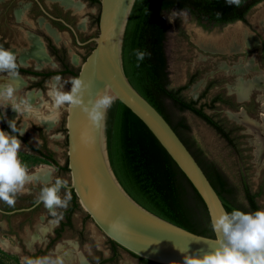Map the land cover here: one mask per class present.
Returning <instances> with one entry per match:
<instances>
[{
    "label": "rangeland",
    "instance_id": "1",
    "mask_svg": "<svg viewBox=\"0 0 264 264\" xmlns=\"http://www.w3.org/2000/svg\"><path fill=\"white\" fill-rule=\"evenodd\" d=\"M16 1L19 3L18 6H8L3 9L4 11L0 13V22L4 23L2 32L12 35L10 49H16V43L20 41L21 45L18 46L21 48L20 51H31L26 55H22L23 52L19 53L22 55L21 63H29L26 58L29 56L37 66L31 63L28 65L30 68L61 69L59 62L46 47V34H48L54 44L59 47L64 46L65 63L74 71H78L94 42L85 45L76 44L72 33L64 26L58 29L59 36L52 32L53 37L44 29L48 27L49 22L37 11L36 5L34 9L30 7L29 0ZM40 1L52 14L66 17L76 29L80 41H86L98 34L99 2L77 0L81 8L75 9L59 0ZM259 12H264V0L248 11L246 21L238 20L223 25L199 22L186 11L166 12L164 17L168 26L164 52L168 88L176 89L192 80L181 90V96L186 100L198 99V105L205 104L204 111L219 121L229 132L234 147L190 111L170 113L171 123L175 126L177 119L182 118L189 125L188 132L177 127L178 132L191 150L197 152L200 148L203 156L212 160L222 170L236 189L234 198L236 203L247 204L242 191L244 177L252 192L260 191L256 201L260 207H264V17H257ZM12 14L16 16L18 22H11L9 18ZM32 14L37 17L36 22L30 20ZM11 23L17 26L11 29ZM235 28L240 32L238 41L228 36ZM41 29L46 33L45 35L40 33ZM216 37L223 38L224 43L213 44L212 39ZM42 48L46 50L48 57ZM60 76L65 81L74 78L70 74ZM53 77L38 86L36 83L38 78L21 74L23 86L16 93L17 99L31 98V103L40 116L52 115L53 113L45 105L50 102L47 93ZM6 79L4 74H0V83H4ZM245 83L250 84L247 97L240 99L239 86ZM68 87L70 85H66V89ZM216 96L221 97L224 102L216 101L213 107L209 108L211 99ZM0 111L2 114L4 111V122L7 125L10 117L12 119L16 117L11 106L0 108ZM58 113L54 124L36 120L35 122L41 123L37 125L33 123V119L19 118L17 127L27 128L31 124L23 135L28 144L39 147L44 143L43 150L49 149L62 166L67 159L66 111L61 108ZM19 157L31 173L36 174L38 166L47 164L50 168L45 165V170L47 169L48 172L50 169L55 170L53 178L61 177L70 183L69 171L59 170L29 149L22 140ZM36 175L38 176V172ZM261 183L263 186L260 190ZM42 186L39 181L26 185L25 191L17 195L13 206L0 201V208L9 211L30 206L32 201L37 200ZM65 191L71 195L70 190L66 188L61 190L62 197ZM70 204L69 202L68 206ZM64 209H56L57 214L53 216L40 203L29 211L12 214L0 212V250L5 253L0 254V264H18V262L25 264L29 259L28 253L45 248L50 237L54 235L53 230L59 226V220H64L62 215ZM71 221L72 228L65 227L60 239L48 250V255L40 258L49 257L59 264H98L101 259L111 256L108 238L79 204L71 214ZM104 264L144 263L119 248L117 257Z\"/></svg>",
    "mask_w": 264,
    "mask_h": 264
},
{
    "label": "trees",
    "instance_id": "2",
    "mask_svg": "<svg viewBox=\"0 0 264 264\" xmlns=\"http://www.w3.org/2000/svg\"><path fill=\"white\" fill-rule=\"evenodd\" d=\"M88 1L99 2V0ZM260 1L241 0L239 6H229L225 0H136L129 16L122 46L123 69L129 82L172 126L203 169L227 211H231L233 207H239L245 211L260 207L256 201L260 191L252 192L243 177L242 191L247 204L236 203L234 199L236 189L222 170L212 160L204 157L200 148L197 152L191 150L178 132L177 127L188 132L189 125L182 118L177 119L175 126L171 123L170 113L190 111L234 147L229 132L219 121L204 111L205 104L198 105V99L186 100L181 96V90L186 88L192 80L176 89L168 88L164 52L168 25L164 13L171 10L186 11L199 22L223 25L238 20L246 21L248 11ZM135 49H146L151 53V56L146 57L139 67L134 55ZM49 50L60 61L61 69L36 71L19 66L18 72L39 76L41 79L36 82L38 86L52 76L65 74L77 76L78 71H74L64 62V53L61 54L52 44H49ZM216 101L224 102L221 97L216 96L211 99L208 107H213ZM3 129H7L4 124ZM105 132L112 169L122 187L136 202L154 214L189 231L213 236L206 206L197 191L146 125L119 101H116L107 112ZM19 139L59 170L68 171L67 159L61 166L53 154L46 156L40 149L29 145L25 137L21 136ZM262 186L263 183L260 185V190ZM70 192L71 204L62 212L64 220H59V226L53 230L54 235L50 237L45 248L28 253V260L48 255V250L60 239L64 228H72L71 214L78 206V202L73 191L70 190ZM108 241L111 246V256L101 259L98 264H104L116 258L119 248L126 251L115 242L109 239ZM128 253L141 263L158 264ZM0 254L5 253L0 250Z\"/></svg>",
    "mask_w": 264,
    "mask_h": 264
},
{
    "label": "water",
    "instance_id": "3",
    "mask_svg": "<svg viewBox=\"0 0 264 264\" xmlns=\"http://www.w3.org/2000/svg\"><path fill=\"white\" fill-rule=\"evenodd\" d=\"M41 11L61 22L78 45L94 42L79 66L77 76L89 85L83 100L91 106L103 91L114 94L150 130L203 200L209 221L227 211L201 166L163 115L129 82L123 69L122 46L136 0H99L98 34L80 41L76 29L62 17ZM66 157L70 174L67 189L97 228L126 251L158 264H183L180 249L189 253L207 250L215 236L194 233L149 211L136 202L118 181L108 155L106 119L93 123L81 106H64ZM40 203L3 210L2 214L29 211Z\"/></svg>",
    "mask_w": 264,
    "mask_h": 264
},
{
    "label": "clouds",
    "instance_id": "4",
    "mask_svg": "<svg viewBox=\"0 0 264 264\" xmlns=\"http://www.w3.org/2000/svg\"><path fill=\"white\" fill-rule=\"evenodd\" d=\"M229 6H239L241 0H225ZM171 21V20H169ZM137 67L151 53L146 49L134 50ZM17 53L12 49L0 46V74L7 79L0 83V108L11 106L17 114L15 118L7 121L10 131L0 128V201L13 206L18 194L25 191V186L39 181L43 186L37 197V202L55 216L56 209L66 208L71 195L65 191L63 197L61 190L66 189L67 181L61 177L53 178L54 169H50L44 178L29 171L21 161L19 152L21 140L27 128H18L19 118L43 121L54 124L58 117V110L64 106H81L93 123L103 121L108 110L116 102L117 97L106 91L99 92L91 106L84 103V90L89 87L79 77L62 80L60 75L53 77L49 84V104L45 105L52 115L40 116L31 98L17 99L16 93L23 86L18 72ZM66 85H70L66 89ZM5 113L3 111L4 119ZM32 123V124H33ZM211 230L215 236V244L207 250L189 253L180 249L183 254V264H264V207L252 211H245L233 207L231 211H222L211 221ZM25 264H59L49 257L27 260Z\"/></svg>",
    "mask_w": 264,
    "mask_h": 264
},
{
    "label": "flooded vegetation",
    "instance_id": "5",
    "mask_svg": "<svg viewBox=\"0 0 264 264\" xmlns=\"http://www.w3.org/2000/svg\"><path fill=\"white\" fill-rule=\"evenodd\" d=\"M30 1V7H33L34 9L36 8L37 9V11L38 12H40L43 16H44V18H46L47 20H48V22H49V25H51L52 27H54V28H56L57 30L58 29H61L60 27L61 26H64L61 22H59V21H55V20H53V19H51V18H49L47 15H45L42 11H41V9H40V7H39V5L37 4V2L35 1V0H29ZM40 1V0H39ZM41 2V1H40ZM2 3H3V5H2ZM42 3V2H41ZM18 2L16 1V0H0V13H2L4 10V8L5 7H10V6H13V7H15V6H18ZM34 5H36V7L34 6ZM43 5V4H42ZM44 6V5H43ZM13 7H11V8H13ZM44 8H45V6H44ZM46 10H47V8H45ZM49 13H51L49 10H47ZM38 12L36 13V14H38ZM39 13V14H40ZM52 14V13H51ZM23 15H25V14H23ZM52 15H54V16H57L58 14H56V13H54V14H52ZM31 16V18H30V20H32L33 22H36L37 21V17H34V15L32 14V15H30ZM61 16H62V14H61ZM26 17V16H25ZM27 17V18H28ZM66 22H68V19L66 18V17H62ZM10 20H11V22L12 23H14V22H18V20H17V18H16V16L14 15V14H12L11 16H10V18H9ZM28 20V19H27ZM11 23V26L12 27H10L11 29L12 28H14V27H16L17 25H14V24H12ZM69 23V22H68ZM70 24V23H69ZM4 28V23L3 22H0V46H3V47H6V48H10L11 47V45H12V43H11V41H12V35H9L8 33H4V32H2V29ZM43 28V27H42ZM64 28H66L68 31H70L67 27H65L64 26ZM36 30H38V29H36ZM42 32V34H46L42 29L40 30V33ZM71 32V31H70ZM72 33V32H71ZM73 35V34H72ZM46 36H47V39H46V47H47V49H48V51L50 52V54H52L51 53V51L49 50V44H52V45H54L57 49H59V52L62 54V53H64V57H65V54H66V51H65V48H64V46H57L56 44H54V42H52L51 41V39L52 38H50L51 36H48V34H46ZM73 37H74V35H73ZM15 40V39H14ZM80 40V39H79ZM74 41H75V38H74ZM17 42V41H16ZM20 41H18L16 44H17V46H16V49H12L15 53H17V62H18V65L20 66V67H23V68H27V69H31V70H36V71H49V70H51V69H49V70H44V69H41V70H37V69H35V68H30V67H28V65H26V66H24V65H21L20 64V62H19V59H20V57H21V55H19V53L21 52H23V54L24 55H26V54H29V53H31V51H20L21 50V48L20 47H18V46H20L21 45V42L19 43ZM75 43H76V41H75ZM77 44V43H76ZM33 47V46H32ZM20 48V49H19ZM53 55V54H52ZM54 57H55V55H53ZM56 58V57H55ZM57 60V59H56ZM58 61V60H57ZM59 62V64H60V66H61V63H60V61H58ZM64 62H65V60H64ZM30 65V64H29ZM56 70H58V69H56ZM20 75H21V73H19ZM22 75H28V76H33V75H30V74H22ZM33 77H35V78H38L39 80L41 79L39 76H33ZM39 80H37L36 82H38ZM46 81V80H45ZM42 84V83H41ZM0 118H3V114L1 113V111H0ZM3 124L7 127V129H4L5 131H10V128H9V126L4 122V119H0V128H2L3 129ZM22 137H25V136H22ZM23 142V141H22ZM28 143V142H27ZM43 146H44V143H43V145H41V146H39V147H36V148H38V149H40L41 150V152L44 154V155H51V153H50V151H49V149H46V151H44L43 149ZM33 147H35V146H33ZM46 148V147H45ZM38 154V153H37ZM39 155V154H38ZM39 156H41V155H39ZM42 157V156H41ZM42 158H44V157H42ZM45 159V158H44ZM47 160V159H46ZM32 205V204H31Z\"/></svg>",
    "mask_w": 264,
    "mask_h": 264
},
{
    "label": "bare ground",
    "instance_id": "6",
    "mask_svg": "<svg viewBox=\"0 0 264 264\" xmlns=\"http://www.w3.org/2000/svg\"><path fill=\"white\" fill-rule=\"evenodd\" d=\"M61 3L65 4L66 6H71L72 8L75 9H80L81 7H79V3L77 0H59ZM257 17H264V12H259L258 15H256ZM201 35V34H200ZM224 36V34H223ZM228 36H230L233 40H239L240 39V32L238 28L233 29L232 31L229 32ZM210 38V37H209ZM213 44H219L221 45V43H224V39L223 38H214L212 39ZM208 47V46H207ZM253 85V84H252ZM250 84L245 83L241 86H239V91H238V97L240 99L242 98H246L247 97V93H248V88H249ZM252 87V86H251ZM234 116V115H233ZM10 119H12L10 117ZM9 119V120H10ZM257 130V129H256ZM264 130V129H263ZM262 131V130H261ZM263 132V131H262ZM258 144V143H257ZM259 146V145H258ZM258 148V147H257ZM263 160V159H262ZM261 162V161H260ZM45 165H42L40 167L37 168V172H38V176L40 177H46L48 175V171L47 169L45 170L46 167H44Z\"/></svg>",
    "mask_w": 264,
    "mask_h": 264
},
{
    "label": "crops",
    "instance_id": "7",
    "mask_svg": "<svg viewBox=\"0 0 264 264\" xmlns=\"http://www.w3.org/2000/svg\"><path fill=\"white\" fill-rule=\"evenodd\" d=\"M44 29H45L48 33H50V34H52V32L55 33V34H57V33L59 32L56 28L52 27V26L49 25V24H48V27L46 26ZM57 35H58V34H57ZM52 36H53V34H52ZM58 36H59V35H58ZM53 37H54V36H53ZM42 50L44 51L43 48H42ZM45 51H46V50H45ZM45 51H44V52H45ZM33 52H34V51H33ZM45 53H46V55H47V57H48L47 52H45ZM22 55H24V54H22ZM22 55H21V56H22ZM26 58H28V62H29V63H27V64H22L21 61H20V59H21V57H20L19 62H20L21 65L26 66V65H29V64H31V63L35 65V61H34V60H31V58H29V56L26 57ZM35 66H36V65H35ZM36 67H37V66H36ZM39 67H41V66H39ZM39 67H38V68H39ZM19 76H20V74H19ZM52 77H53V76H52ZM16 115H17V114H16ZM20 140H21V139H20ZM66 142H67V141H66ZM44 151H45V150H44ZM49 151H50V150H49ZM50 153H51V151H50ZM51 154H52V153H51ZM53 157H54V155H53ZM43 159H44V158H43ZM44 160H46V159H44ZM47 161H48V160H47ZM56 161H57V160H56ZM48 162H49V161H48ZM50 163H51V162H50ZM58 164H59V162H58ZM41 165H44V164H41ZM41 165H40V166H41ZM45 165H47V164H45ZM59 165H61V164H59ZM47 166L50 168L49 165H47ZM54 166H55V165H54ZM38 167H39V166H38ZM55 167H56V166H55ZM36 168H37V167H36ZM36 174H37V172H36ZM36 174H35V175H36Z\"/></svg>",
    "mask_w": 264,
    "mask_h": 264
}]
</instances>
